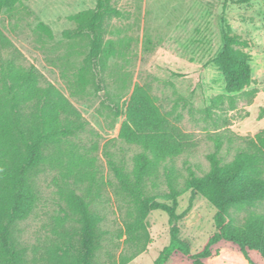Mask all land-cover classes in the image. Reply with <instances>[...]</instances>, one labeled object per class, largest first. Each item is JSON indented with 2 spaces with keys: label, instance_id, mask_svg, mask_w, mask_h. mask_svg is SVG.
<instances>
[{
  "label": "rangeland",
  "instance_id": "obj_1",
  "mask_svg": "<svg viewBox=\"0 0 264 264\" xmlns=\"http://www.w3.org/2000/svg\"><path fill=\"white\" fill-rule=\"evenodd\" d=\"M123 13L106 22L105 42L114 45V55L104 57L103 73L82 71L90 51L88 38L67 40L63 32L76 28L70 17L95 9L97 0H20L11 10H3L0 29L21 57L18 65L35 67L47 83L56 87L81 113L86 128L71 138L80 153L94 159L100 185L86 196L88 183L75 185L64 180L59 169L41 167L32 180L38 200L32 214L17 223L12 238L26 252L29 264L46 257L75 239L64 236L79 229L67 202L71 191L85 196L90 211L98 219L96 264H121L134 255L125 243V224L134 205L118 188L106 154L131 173L142 150L119 140L124 112L135 86H146L169 116L191 138L192 145L180 157L163 164L145 186L147 197L170 204L166 184L172 172L178 198L177 214L181 240L198 253L215 233L216 209L198 192L189 188L193 172L205 178L211 165L208 156L216 143L222 149V165L231 164L246 148V142L264 131V0H113ZM234 34L248 41L251 86L229 95L225 78L214 60L223 47L222 19ZM43 25L45 29L40 28ZM8 59L10 51L0 52ZM122 113V115H118ZM250 212L264 215V202L242 210H231L235 224L242 226ZM149 235L145 252L128 264H155L170 244L169 217L153 211L146 219ZM206 264H264V256L249 251L246 260L239 246L222 241L211 248ZM167 264H191L180 255Z\"/></svg>",
  "mask_w": 264,
  "mask_h": 264
},
{
  "label": "trees",
  "instance_id": "obj_2",
  "mask_svg": "<svg viewBox=\"0 0 264 264\" xmlns=\"http://www.w3.org/2000/svg\"><path fill=\"white\" fill-rule=\"evenodd\" d=\"M19 1L0 0V16L3 10L13 9ZM233 1L224 0V10ZM250 1L239 0L238 3ZM122 16L113 0H97L93 11L70 17L76 28L64 31L63 37L67 40L88 38L90 41L83 72L96 75L104 72V57L114 55L113 43L105 42L106 22ZM40 28L45 29L43 25ZM222 40V51L214 64L225 78L227 94L238 95L254 82L251 57L245 52L250 44L233 33L225 18L222 19ZM3 51H10V57H0V264H29L26 252L17 248L12 231L35 208L38 196L32 180L40 168L59 169L64 180L73 179L77 186L88 183V198L92 189L100 185L94 159L80 153L70 141L86 128L81 113L52 84L43 86L44 77L35 67L25 69L18 65L21 55L0 29V52ZM123 115L125 120L121 124L119 140L139 147L142 152L130 174L106 154L118 188L134 205L124 235L125 243L133 247L135 253L121 264H128L145 252L149 239L146 219L153 211L166 213L171 226L170 244L155 264H167L177 255L191 264H206L205 260L212 256L211 248L222 241L239 246L246 260H249V251L264 256V215L250 212L242 226L235 224L231 217L232 209L242 210L264 202V131L247 140L246 148L226 166L220 158L222 145L217 142L215 151L208 156L209 174L197 178L190 173L189 188L216 209L215 233L198 253L192 254L190 245L179 237L181 216L177 214V208L181 194L172 172L167 169L166 174L170 204L145 194L146 182L158 174L163 164L185 154L192 145L191 138L162 112L146 86H135ZM87 197L73 191L67 194L79 229L73 234L65 232L64 236L75 239V243L49 252L40 258V262L34 259L32 264H96L98 219L92 215Z\"/></svg>",
  "mask_w": 264,
  "mask_h": 264
}]
</instances>
